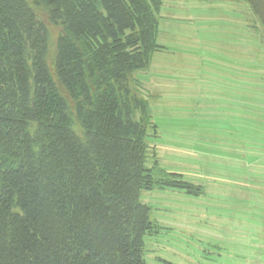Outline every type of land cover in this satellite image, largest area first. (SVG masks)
Segmentation results:
<instances>
[{"label": "trees", "instance_id": "obj_1", "mask_svg": "<svg viewBox=\"0 0 264 264\" xmlns=\"http://www.w3.org/2000/svg\"><path fill=\"white\" fill-rule=\"evenodd\" d=\"M237 1L264 27V0ZM159 4L0 0V264H145L141 192L202 194L147 140L133 74L166 49ZM37 8L59 27L51 64Z\"/></svg>", "mask_w": 264, "mask_h": 264}, {"label": "rangeland", "instance_id": "obj_2", "mask_svg": "<svg viewBox=\"0 0 264 264\" xmlns=\"http://www.w3.org/2000/svg\"><path fill=\"white\" fill-rule=\"evenodd\" d=\"M159 1L155 39L166 49L133 74L154 124L147 140L159 168L203 192H141L157 226L143 238L145 264H264V69L253 71L251 105L235 111H225L227 96L199 89L218 70L220 41L254 39L253 67L264 68V27L237 0ZM35 11L48 27L51 64L59 27Z\"/></svg>", "mask_w": 264, "mask_h": 264}, {"label": "crops", "instance_id": "obj_3", "mask_svg": "<svg viewBox=\"0 0 264 264\" xmlns=\"http://www.w3.org/2000/svg\"><path fill=\"white\" fill-rule=\"evenodd\" d=\"M243 25L245 30L248 28L249 34L252 36V26L246 25L245 23ZM262 41L263 40H260L259 42L256 41V45L263 47V43H261ZM253 47L254 39L250 38H239V40L233 38L229 41L218 42L215 45L216 51H218L215 66L218 70H213L214 73L210 72L212 74L210 79H213L212 82H214V87L210 86L212 82L208 84L207 80H203L202 83L204 88L199 87L201 95L209 93L208 90H211L213 94L227 96L228 99L225 101V111H235L234 108L248 103L251 105V83L254 77L253 71H262L264 69H256V67L254 69ZM235 48H239L240 50L236 51L234 50ZM211 63L214 64L213 60ZM225 71H228L230 75H225ZM260 75L261 74H259V76ZM224 80L228 85L229 81H231V87L229 89L223 87ZM217 81L218 83H216ZM212 88L214 89L212 90Z\"/></svg>", "mask_w": 264, "mask_h": 264}]
</instances>
